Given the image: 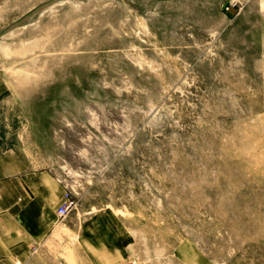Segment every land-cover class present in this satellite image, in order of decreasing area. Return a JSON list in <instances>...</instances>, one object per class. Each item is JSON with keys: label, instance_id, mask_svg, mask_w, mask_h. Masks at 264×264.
<instances>
[{"label": "rangeland", "instance_id": "rangeland-1", "mask_svg": "<svg viewBox=\"0 0 264 264\" xmlns=\"http://www.w3.org/2000/svg\"><path fill=\"white\" fill-rule=\"evenodd\" d=\"M72 198L31 264H264V0H0V145Z\"/></svg>", "mask_w": 264, "mask_h": 264}, {"label": "crops", "instance_id": "crops-1", "mask_svg": "<svg viewBox=\"0 0 264 264\" xmlns=\"http://www.w3.org/2000/svg\"><path fill=\"white\" fill-rule=\"evenodd\" d=\"M65 185L39 170L22 150L0 145V264H31L56 247ZM69 215V213H68Z\"/></svg>", "mask_w": 264, "mask_h": 264}, {"label": "built area", "instance_id": "built-area-1", "mask_svg": "<svg viewBox=\"0 0 264 264\" xmlns=\"http://www.w3.org/2000/svg\"><path fill=\"white\" fill-rule=\"evenodd\" d=\"M72 206V198L70 193L64 194V203L58 208L57 214L60 218L64 219L68 216L69 209Z\"/></svg>", "mask_w": 264, "mask_h": 264}]
</instances>
